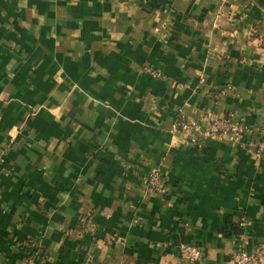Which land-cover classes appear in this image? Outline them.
<instances>
[{"label": "crops", "instance_id": "obj_1", "mask_svg": "<svg viewBox=\"0 0 264 264\" xmlns=\"http://www.w3.org/2000/svg\"><path fill=\"white\" fill-rule=\"evenodd\" d=\"M263 137L264 0H0V264L264 260Z\"/></svg>", "mask_w": 264, "mask_h": 264}, {"label": "built area", "instance_id": "obj_2", "mask_svg": "<svg viewBox=\"0 0 264 264\" xmlns=\"http://www.w3.org/2000/svg\"><path fill=\"white\" fill-rule=\"evenodd\" d=\"M203 117L209 121V124L204 131L209 137L231 135L240 138L246 132L245 125L233 120L230 116L215 118L211 113H206ZM199 127V120H188L179 115L170 124V130L174 133H184L194 129L198 130ZM259 148L264 153V137L259 143ZM144 184L147 188L155 191H164L166 189L164 178L157 167L152 168L149 171ZM180 255L184 261L194 262L201 258L202 252L201 249L195 245L183 244L180 246ZM232 259L234 264H250L252 256L244 251H240L233 253Z\"/></svg>", "mask_w": 264, "mask_h": 264}, {"label": "rangeland", "instance_id": "obj_3", "mask_svg": "<svg viewBox=\"0 0 264 264\" xmlns=\"http://www.w3.org/2000/svg\"><path fill=\"white\" fill-rule=\"evenodd\" d=\"M254 262H255V261H254ZM255 264H264V260L262 259V260H260V261H256Z\"/></svg>", "mask_w": 264, "mask_h": 264}]
</instances>
